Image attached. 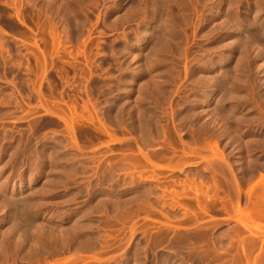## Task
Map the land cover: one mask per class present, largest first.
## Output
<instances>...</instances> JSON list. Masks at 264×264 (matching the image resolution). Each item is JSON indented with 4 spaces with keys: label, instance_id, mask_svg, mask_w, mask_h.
Masks as SVG:
<instances>
[{
    "label": "rangeland",
    "instance_id": "obj_1",
    "mask_svg": "<svg viewBox=\"0 0 264 264\" xmlns=\"http://www.w3.org/2000/svg\"><path fill=\"white\" fill-rule=\"evenodd\" d=\"M263 179L264 0H0V264H264Z\"/></svg>",
    "mask_w": 264,
    "mask_h": 264
},
{
    "label": "bare ground",
    "instance_id": "obj_2",
    "mask_svg": "<svg viewBox=\"0 0 264 264\" xmlns=\"http://www.w3.org/2000/svg\"><path fill=\"white\" fill-rule=\"evenodd\" d=\"M3 151V150H2ZM264 180V179H263ZM263 183V188H262V190H263V192H264V181L262 182ZM260 188V187H259ZM264 194V193H263ZM6 198V197H5ZM3 200V199H2ZM14 201V200H13ZM5 202V201H4ZM264 202V201H263ZM264 204V203H263ZM8 205V204H7ZM13 205V204H12ZM16 205V204H15ZM259 205H260V203H259ZM262 205V204H261ZM14 206V205H13ZM17 206V205H16ZM260 208H261V206H259ZM263 207V206H262ZM17 209V208H16ZM263 211H262V209H261V211L259 210V208H256V210H254V212L252 213L253 215H255V216H258V214L259 213H262ZM264 213H262L261 215H263ZM248 215V214H247ZM253 215H252V219H255L254 217H253ZM260 215V214H259ZM249 216H250V214H249ZM260 217V216H259ZM23 219V218H22ZM259 219V218H258ZM263 219V218H262ZM27 221V220H26ZM19 223H20V221H19ZM29 226V225H28ZM33 226V225H32ZM259 226H260V224H259ZM258 226V227H259ZM17 227V226H16ZM26 227V226H25ZM24 227V228H25ZM259 228H261V227H259ZM264 228V227H263ZM16 229V228H15ZM38 229V228H37ZM250 230V229H249ZM252 230V229H251ZM11 231H12V229H11ZM21 231V230H20ZM34 231V230H33ZM254 231V230H253ZM24 232H26L25 230H24ZM32 232V231H31ZM36 232V231H35ZM28 233V232H27ZM34 233V232H33ZM29 234V233H28ZM31 234V233H30ZM262 234V233H261ZM32 235V234H31ZM37 236V235H36ZM35 236V237H36ZM27 237V236H26ZM18 238V237H17ZM21 238V237H20ZM255 238V237H254ZM22 240H23V238H22ZM30 240V239H29ZM20 241V240H19ZM245 241V240H244ZM246 242V241H245ZM20 244V243H19ZM35 247V246H34ZM37 247V246H36ZM242 254H243V256L242 257H244L245 258V261L247 262V263H249V261H251L249 258H250V256H249V254H248V252L249 251H247V249H246V247H244L243 246V249H242ZM251 252V251H250ZM27 253V252H26ZM32 254V253H31ZM256 259V258H255ZM257 260V259H256ZM74 261V260H73ZM252 263V262H251ZM62 264V263H61Z\"/></svg>",
    "mask_w": 264,
    "mask_h": 264
}]
</instances>
